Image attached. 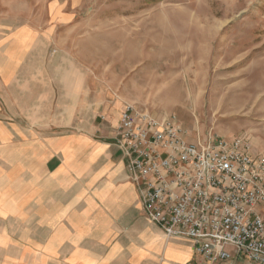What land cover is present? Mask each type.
I'll use <instances>...</instances> for the list:
<instances>
[{"label":"crops","instance_id":"0c3cea01","mask_svg":"<svg viewBox=\"0 0 264 264\" xmlns=\"http://www.w3.org/2000/svg\"><path fill=\"white\" fill-rule=\"evenodd\" d=\"M51 38L0 31V264H201L143 209L115 141L125 104L86 97Z\"/></svg>","mask_w":264,"mask_h":264},{"label":"rangeland","instance_id":"374dc122","mask_svg":"<svg viewBox=\"0 0 264 264\" xmlns=\"http://www.w3.org/2000/svg\"><path fill=\"white\" fill-rule=\"evenodd\" d=\"M21 24L84 70L86 97L264 153V0H0V31Z\"/></svg>","mask_w":264,"mask_h":264},{"label":"built area","instance_id":"2783aa9c","mask_svg":"<svg viewBox=\"0 0 264 264\" xmlns=\"http://www.w3.org/2000/svg\"><path fill=\"white\" fill-rule=\"evenodd\" d=\"M115 141L166 239L192 241L201 264H264V153L239 136L191 140L176 115L132 104Z\"/></svg>","mask_w":264,"mask_h":264}]
</instances>
